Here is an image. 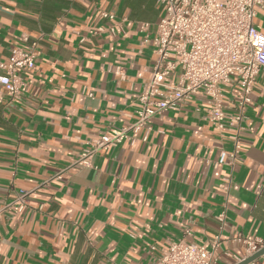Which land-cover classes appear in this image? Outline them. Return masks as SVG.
<instances>
[{"label":"crops","instance_id":"obj_1","mask_svg":"<svg viewBox=\"0 0 264 264\" xmlns=\"http://www.w3.org/2000/svg\"><path fill=\"white\" fill-rule=\"evenodd\" d=\"M164 16L159 0H0V63L37 42L21 99L0 102V208L37 189L24 213L0 224V264H155L172 242L211 249L217 236L220 264H236L245 257L238 235L264 240V69L234 166L218 165L233 132L207 121L202 92L92 167L76 165L88 142L135 121ZM254 22L264 33V12ZM110 26L115 34H96ZM239 93L237 82L223 88L228 117Z\"/></svg>","mask_w":264,"mask_h":264},{"label":"built area","instance_id":"obj_2","mask_svg":"<svg viewBox=\"0 0 264 264\" xmlns=\"http://www.w3.org/2000/svg\"><path fill=\"white\" fill-rule=\"evenodd\" d=\"M165 16L156 26L154 38L155 62L151 79L138 98L135 121L121 129H110L87 143L76 165L92 167V160L101 152L118 147L125 141L151 131L150 122L168 111L185 106L199 93L207 96V121L220 132H233V150L223 153L218 165L234 166L241 150V133L246 130L247 110L256 79L264 69V33L255 25L259 11L264 12V0H159ZM101 17L114 21L116 15L101 11ZM148 24H142L146 31ZM118 26L99 28L98 33L115 34ZM29 44L30 37L22 36ZM84 39L81 40V43ZM37 42L28 47H15L9 60L0 63V102L6 94L11 101L20 100L25 88V75L36 69ZM237 82L240 93L235 114L228 117L223 100V88ZM248 130L253 132V127ZM147 139V137H145ZM59 173L55 178L61 179ZM228 180L223 188L229 190ZM37 189L21 191L0 208V224L10 211L19 214L29 208ZM226 212L219 216L224 222ZM186 236L191 231H186ZM217 236L211 249L180 240L170 243L155 264H220L215 256L220 246ZM235 241L252 257L264 248V240L238 235ZM152 250L155 248L152 247Z\"/></svg>","mask_w":264,"mask_h":264},{"label":"water","instance_id":"obj_3","mask_svg":"<svg viewBox=\"0 0 264 264\" xmlns=\"http://www.w3.org/2000/svg\"><path fill=\"white\" fill-rule=\"evenodd\" d=\"M264 255V248L261 249L258 253H256L255 255H253L252 257L244 260L243 262L239 263V264H252L253 262H255L256 260H258L260 257H262Z\"/></svg>","mask_w":264,"mask_h":264}]
</instances>
